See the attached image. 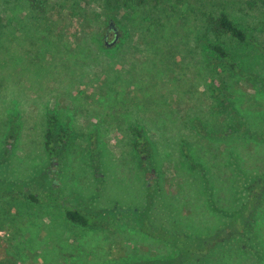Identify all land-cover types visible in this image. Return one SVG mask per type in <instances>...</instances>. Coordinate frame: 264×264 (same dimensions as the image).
Returning <instances> with one entry per match:
<instances>
[{
    "label": "rangeland",
    "instance_id": "1",
    "mask_svg": "<svg viewBox=\"0 0 264 264\" xmlns=\"http://www.w3.org/2000/svg\"><path fill=\"white\" fill-rule=\"evenodd\" d=\"M221 12L264 47V8L247 0H152L130 10L113 0H50L43 13L0 0V183L22 186L0 191V264L172 257L166 243L112 216L146 203L157 226L206 234L220 225L215 208L264 173V85L229 73L207 43L224 44L234 63L263 79L264 54L205 36L206 16ZM110 24L119 36L106 46ZM221 76L243 128L215 98ZM50 118L53 142L64 140L54 166L45 148ZM133 128L151 144L145 157L132 147ZM50 191L104 221L70 222ZM249 239L257 256L250 249L247 257L264 264V200Z\"/></svg>",
    "mask_w": 264,
    "mask_h": 264
},
{
    "label": "trees",
    "instance_id": "2",
    "mask_svg": "<svg viewBox=\"0 0 264 264\" xmlns=\"http://www.w3.org/2000/svg\"><path fill=\"white\" fill-rule=\"evenodd\" d=\"M25 1L28 3L30 9L43 13L50 0ZM113 2L118 8L130 10L133 6L142 7L151 5L152 0H113ZM247 4L250 9L264 8V0H247ZM203 27L205 36H212L216 40L229 36L240 43L252 44L264 54L262 44L234 24L228 14L224 12L206 16ZM207 47L217 55L229 73L241 76L247 79L248 82L252 79L264 85L263 78H259L257 75L241 69L233 62L231 54L224 47V44L207 43ZM216 84L218 90H214L216 93L215 98L222 104L224 103L223 108L226 112L232 113L235 119V126L243 128V124L239 122L238 114L230 108L228 102V98L233 96L229 90L228 82L224 81L223 76H221ZM221 90L225 91L224 95H222ZM52 124L53 118H50L45 135V148L49 153L50 162L54 166L64 140L61 138L56 143L53 142ZM234 129L235 127H232L230 131ZM197 130L200 134H205L204 128L198 126V124ZM132 134V147L140 156L145 157L151 146L149 140L138 128H133ZM12 136L11 134V138ZM21 187L16 183H0V191L6 194L17 190L21 191ZM27 196L31 202L40 203L42 201L41 198L35 196L32 192L27 193ZM46 197L48 201L56 200L52 196L51 191L46 194ZM263 200L264 173L254 176L244 188L236 190L226 207L215 208L220 214V225L218 227H211L209 233L206 234L192 225V227L186 226L187 230L182 231L157 226L154 221L150 220L149 203H146L140 212L135 209H125L121 210L118 214L113 213L112 216L114 217L129 218L140 232L150 238L166 243L174 251V255L167 259L150 260L138 258L125 264H247V262L254 264V260L248 258L246 252L251 249L254 251V255L257 256L256 243L252 245L249 243L250 239L247 243H245V240L247 233L252 230L253 225L258 219V211ZM55 202L56 205L63 206L66 219L79 226L96 228L104 221L102 217L97 215H88L82 210L59 204L57 201Z\"/></svg>",
    "mask_w": 264,
    "mask_h": 264
},
{
    "label": "flooded vegetation",
    "instance_id": "3",
    "mask_svg": "<svg viewBox=\"0 0 264 264\" xmlns=\"http://www.w3.org/2000/svg\"><path fill=\"white\" fill-rule=\"evenodd\" d=\"M117 34H118V32H117L116 28L112 24H110L109 27L107 28L106 33L103 36L104 44L106 46L113 45L112 42L115 40Z\"/></svg>",
    "mask_w": 264,
    "mask_h": 264
},
{
    "label": "water",
    "instance_id": "4",
    "mask_svg": "<svg viewBox=\"0 0 264 264\" xmlns=\"http://www.w3.org/2000/svg\"><path fill=\"white\" fill-rule=\"evenodd\" d=\"M118 34H117V36H116V38H115V40L112 42V44H114L115 43V41L118 39Z\"/></svg>",
    "mask_w": 264,
    "mask_h": 264
}]
</instances>
